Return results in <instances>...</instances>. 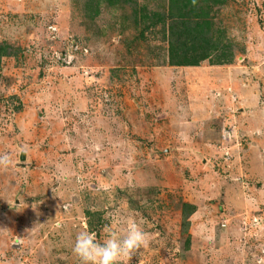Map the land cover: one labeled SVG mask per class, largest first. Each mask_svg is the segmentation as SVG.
Segmentation results:
<instances>
[{
    "label": "rangeland",
    "instance_id": "1",
    "mask_svg": "<svg viewBox=\"0 0 264 264\" xmlns=\"http://www.w3.org/2000/svg\"><path fill=\"white\" fill-rule=\"evenodd\" d=\"M167 3L0 0V264H81L79 232L133 221L129 264L264 257V0L214 5L233 56L197 68L170 63Z\"/></svg>",
    "mask_w": 264,
    "mask_h": 264
},
{
    "label": "trees",
    "instance_id": "2",
    "mask_svg": "<svg viewBox=\"0 0 264 264\" xmlns=\"http://www.w3.org/2000/svg\"><path fill=\"white\" fill-rule=\"evenodd\" d=\"M112 1L109 0V4ZM226 1L197 0L193 6L192 0H168L165 10L168 22L166 31L169 33L172 48L170 62L172 65L199 66L204 60L213 58L215 53H218V59L212 60L214 63L226 61L228 57L233 56L232 49L222 48L225 47L221 43L222 35L214 29L211 17L214 5H222ZM5 52L6 48H1L0 55Z\"/></svg>",
    "mask_w": 264,
    "mask_h": 264
},
{
    "label": "clouds",
    "instance_id": "3",
    "mask_svg": "<svg viewBox=\"0 0 264 264\" xmlns=\"http://www.w3.org/2000/svg\"><path fill=\"white\" fill-rule=\"evenodd\" d=\"M196 3L197 0H192L193 6ZM180 138L184 139L185 133L181 132ZM13 166L14 162L7 153L0 154V169L7 170ZM150 242L149 234L133 221L122 236L110 231L108 239L103 243L97 241L95 232H79L72 252L80 259L81 264H129L133 255L146 249ZM257 264H264V257L257 259Z\"/></svg>",
    "mask_w": 264,
    "mask_h": 264
},
{
    "label": "water",
    "instance_id": "4",
    "mask_svg": "<svg viewBox=\"0 0 264 264\" xmlns=\"http://www.w3.org/2000/svg\"><path fill=\"white\" fill-rule=\"evenodd\" d=\"M21 152H20V161H26L28 158V147L26 144H24L23 142L19 141L18 143ZM26 150V151H25Z\"/></svg>",
    "mask_w": 264,
    "mask_h": 264
},
{
    "label": "crops",
    "instance_id": "5",
    "mask_svg": "<svg viewBox=\"0 0 264 264\" xmlns=\"http://www.w3.org/2000/svg\"><path fill=\"white\" fill-rule=\"evenodd\" d=\"M184 67V66H183ZM188 67H191V66H188ZM191 68H197L196 66L195 67H191Z\"/></svg>",
    "mask_w": 264,
    "mask_h": 264
}]
</instances>
